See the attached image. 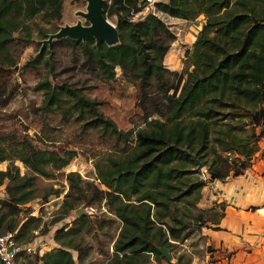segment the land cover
I'll list each match as a JSON object with an SVG mask.
<instances>
[{"label":"trees","instance_id":"1","mask_svg":"<svg viewBox=\"0 0 264 264\" xmlns=\"http://www.w3.org/2000/svg\"><path fill=\"white\" fill-rule=\"evenodd\" d=\"M145 4V0L103 3L104 13L116 17L119 42L115 45L97 44L91 36L85 40L61 38L53 44L78 47L83 66L103 82L114 80L119 68L122 76L137 87L140 99L152 101L160 118L146 120L135 131H122L101 112L102 102L84 93L87 86L51 83L47 78L34 86L42 93L43 111L60 110L63 115L69 111L83 129H96L125 146L120 155L108 154L95 163L96 178L105 189L94 183L83 186L78 173L67 174L62 215L53 220L59 221L83 202L92 205L105 199L109 212L121 222L105 264L160 260L164 256L159 248L170 249L172 241L183 240L188 232L207 222L210 227L218 224L224 216L223 203L218 216L210 219L191 210L206 183L200 177L198 162L211 179L239 175L249 167L246 161L258 150L261 135L253 133V139L252 135L238 137L231 128L213 136L215 121L239 117V108L253 126L264 118V0L159 1L154 3V13L149 11L133 19ZM62 8L63 0H0V70L3 64H14L8 50L16 40L14 33L26 31L27 22L40 13L47 20L60 18ZM160 12L186 21L204 16L180 72L164 64L176 35L157 15ZM49 48L28 63L33 68L40 64L50 67ZM158 93L164 100L161 108L152 98ZM224 108L231 111L225 113ZM226 153L245 160L233 157L232 167ZM75 155V151L39 149L26 137L17 140L13 134H0V163L9 161L7 168L0 170V186L6 181V194L0 199V235L15 232L17 243L30 242L40 220L27 217L20 223L18 217L20 206L35 198L32 174L48 176L51 169L64 167ZM16 160L32 174L21 175L14 165ZM92 227L87 214L76 216L71 224L54 231L53 240L59 247L41 256L22 253L17 264H78L83 249L77 239ZM72 251L77 252L78 262ZM182 260L180 255L176 261L180 264Z\"/></svg>","mask_w":264,"mask_h":264},{"label":"rangeland","instance_id":"2","mask_svg":"<svg viewBox=\"0 0 264 264\" xmlns=\"http://www.w3.org/2000/svg\"><path fill=\"white\" fill-rule=\"evenodd\" d=\"M104 2L107 3V0H103ZM86 12L87 0H63L60 18L47 20L40 13L27 22L28 31L20 30L14 33L16 40L8 46L14 64H3L0 70V134H13L17 140L26 137L39 149L76 152L67 165L60 169H51L48 176L32 174L21 161L14 162L21 175L32 174L35 181L33 187L35 198L20 206L21 214L18 220L20 223L27 217L40 220L39 227L33 231L34 236L30 242L42 246V250L46 252L59 247L53 240L54 231L71 224L77 216L76 210H81L82 214H87L93 222V227L88 233L84 232L80 236L82 238L77 239L83 249L82 259L78 264H105L113 252V243L121 228V222L109 212L105 199L92 205L83 202L59 221L53 223V220L62 215L60 206L68 191L67 174L78 173L83 186L94 183L105 189L96 178L95 163L102 161V158L108 154L120 155L125 146L113 136H103L96 129H83L82 123L69 111L66 115L60 110L43 111L42 93L35 91L34 86L46 78L51 83L67 82L75 86H87L89 89L84 93L101 101V112L111 118L122 131H135L143 127L146 120L160 117L155 112L152 101H142L137 87L122 76L119 68H116L117 74L114 80L103 82L95 72L83 66L78 47H71L61 42L53 44L55 39L48 43L49 35L57 32L61 27L88 25V20L83 17ZM105 16L115 25V16H107L106 13ZM44 34L47 38H43ZM24 38H29V41H25ZM49 46L52 51L49 55L50 67L40 64L37 68H33L28 61L34 59L42 49L47 50ZM172 79L175 81L174 77L170 76V80ZM158 95L159 93L154 94L152 98L161 108L164 100ZM228 111L231 110L224 108L225 113ZM237 113L239 117L231 119L229 116L216 120L212 129L213 136L233 128V133L238 137L252 135L253 139V133L262 137V120L259 125L253 126L249 123L250 118L244 116L246 112L243 108H239ZM261 137L258 150L246 161L249 167L252 164L260 166L264 164V142ZM222 154L224 155V152ZM233 157L245 160L243 156L237 154ZM231 162L233 167V159ZM8 163V160L1 162L0 170H5ZM199 169L200 177L205 179L206 183L200 190L201 198L191 210L195 215L199 214L204 219H210L220 213V198L216 193L215 179L210 178L205 167ZM5 185L6 181L0 186V199L5 197ZM49 192L51 194L47 195ZM207 223L203 227H210ZM202 228L188 232L183 240L172 241L174 246L167 249L172 256L171 261L164 257L160 260L151 259L148 264L177 263L176 260L180 255L183 256L180 264H184L185 259H190L188 264H192L194 255L200 260L204 248L201 247L202 243L196 235ZM211 251L213 252L214 249L209 248L208 252ZM72 253L78 262L77 252L72 251Z\"/></svg>","mask_w":264,"mask_h":264},{"label":"crops","instance_id":"3","mask_svg":"<svg viewBox=\"0 0 264 264\" xmlns=\"http://www.w3.org/2000/svg\"><path fill=\"white\" fill-rule=\"evenodd\" d=\"M167 0H156V2ZM154 4L150 11L154 13ZM147 13V12H146ZM144 13V14H146ZM176 35L165 55L164 64L180 72L200 31L204 16L194 21L157 13ZM264 147V144H263ZM264 164H252L239 175L215 180L216 193L224 206V216L212 227H203L196 235L204 248L201 259L192 264H264ZM209 248L214 249L208 252Z\"/></svg>","mask_w":264,"mask_h":264},{"label":"water","instance_id":"4","mask_svg":"<svg viewBox=\"0 0 264 264\" xmlns=\"http://www.w3.org/2000/svg\"><path fill=\"white\" fill-rule=\"evenodd\" d=\"M139 14L138 17H142ZM83 17L88 20V25H79L76 27L64 26L57 32L49 35L47 41L51 43L52 40L61 38L81 39L85 40L86 37H93L96 43L105 42L107 45H115L119 42L118 31L116 26L112 24L105 16L103 9V0H87V12ZM198 167L201 168L202 164L198 162ZM77 216L82 214V211L76 210ZM160 253L168 260H172V256L166 248H159Z\"/></svg>","mask_w":264,"mask_h":264},{"label":"built area","instance_id":"5","mask_svg":"<svg viewBox=\"0 0 264 264\" xmlns=\"http://www.w3.org/2000/svg\"><path fill=\"white\" fill-rule=\"evenodd\" d=\"M146 4L140 12L133 14V19L137 18L139 14H144L150 11V6L153 5L156 0H145ZM113 0H107L108 4H111ZM262 127V140L264 142V118L261 122ZM228 159L231 160L233 155L226 153ZM264 176V171H263ZM15 233V232H14ZM14 233L8 232L6 234L0 235V262L2 264H17V258L20 254L26 255H38L43 254L42 246L37 245L36 243H17L14 240ZM36 233V232H35Z\"/></svg>","mask_w":264,"mask_h":264}]
</instances>
